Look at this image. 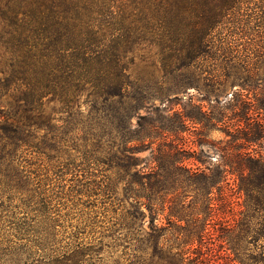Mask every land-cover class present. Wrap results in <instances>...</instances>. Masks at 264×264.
<instances>
[{
    "label": "trees",
    "instance_id": "obj_1",
    "mask_svg": "<svg viewBox=\"0 0 264 264\" xmlns=\"http://www.w3.org/2000/svg\"><path fill=\"white\" fill-rule=\"evenodd\" d=\"M138 59L146 71L134 76ZM189 88L209 113L166 104ZM188 121L204 130L221 122L230 136L208 171L174 158ZM263 141L264 0H0V264L37 253L45 264H106L104 238L141 231L144 207L150 232L130 264H253L246 252L264 222V153L254 146ZM147 149L149 166L132 171ZM115 167L124 199L108 174ZM230 175L242 202L229 219L220 202ZM171 191L194 193L188 214L168 213L185 221L175 247L156 224ZM98 199L130 201L123 222L107 217L116 207L97 211ZM219 242L230 250L222 262Z\"/></svg>",
    "mask_w": 264,
    "mask_h": 264
},
{
    "label": "rangeland",
    "instance_id": "obj_2",
    "mask_svg": "<svg viewBox=\"0 0 264 264\" xmlns=\"http://www.w3.org/2000/svg\"><path fill=\"white\" fill-rule=\"evenodd\" d=\"M146 64L144 62L141 61V59L136 60L135 64L132 65L131 67V71L134 74V76H139V75H143L144 72L146 71ZM236 88V87H235ZM192 94L193 96V104L195 103L197 105L194 106L192 105V103L190 102L189 96ZM173 97V96H172ZM201 96L198 94L197 90H195V88H189L188 92L185 94H179V97L174 100L173 102H166V104L168 106H171L172 111L177 110V111H183L185 110L187 113L190 114H203L204 112L202 111H206V113H209V111H211V105L208 103V101L203 100L201 101ZM160 101L157 100L156 104H159ZM202 107V109L200 108ZM202 111H201V110ZM171 111V113H172ZM141 114L146 115V111H141ZM156 113H154V116ZM172 115V114H171ZM153 116V114H152ZM159 116V115H158ZM63 117L61 116V120H59L56 124L57 126V130L59 132V135H62L65 131V127L66 125L63 122ZM145 121V120H143ZM137 120L134 119L133 123L136 124ZM168 123H175L178 122L176 120V118H172V119H168L167 121ZM193 123L188 121L186 123V127H185V131H182V137L183 139H180V146L182 147L181 150H185L179 154H176V156L174 157L175 159H179L182 160L181 165L185 168V169H200V170H205L208 171L207 168L208 167H213L216 166L218 163V159H219V148L220 147H224L225 145H229L228 141L230 140V136L227 135L226 133V127L224 125H222L221 122L216 123L215 121H213L207 128V130H204V128H202L201 124L195 125L196 127H193ZM191 130H195L196 134H199V136L204 139L205 141H207L206 144L200 146L196 143H193L192 140L195 139L190 133ZM160 141H158L155 145H154V151L156 152V145L159 143ZM188 144V145H186ZM254 148H256L258 151H261L264 153V141L261 143V146L256 145L254 146ZM231 151H235L234 148L230 147L229 148ZM196 151L197 156L201 157V160H197L196 158H189L188 154L186 152L190 151L193 152ZM151 154H152V150L147 149L145 151L136 153L134 156L138 157L140 159L139 164L135 167L132 168V171H136L139 170L141 168H145L144 170H146V167L149 166V162L151 159ZM151 165H153L151 163ZM106 168V167H105ZM110 170V171H109ZM108 171V174L111 175V179L113 182L116 183V190H117V194L119 196V198L124 199V179H121V177H119L120 175L123 176L124 172L123 171H119L118 169L115 168H110ZM120 174V175H118ZM119 177V178H118ZM126 178V177H125ZM227 183H229L228 185L225 183V188H224V194H223V198L225 197L226 199V203L225 202H220V204L222 205V210L225 209L226 212L225 214L220 213L221 216H224L226 218H231L232 213H237L238 211L241 209V202L242 200L238 198V194H236V191H234V177L233 176H228V179L226 181ZM198 184L195 183L193 184V188ZM215 194L217 193L216 190H214ZM189 195H187L186 198L182 199V198H177V192L176 191H171L169 193V195L167 196V200L169 201L168 203H166V209L164 211V213H160L159 215L156 216V224L158 226H164L165 230V242H167L168 245L170 246H177L179 239L182 237L183 235V229L182 226L185 225V221H179L176 217L173 216H168V213L170 212L171 208L173 210H183L184 213L190 212L192 210V207L194 205V193L190 192L188 193ZM217 196V195H216ZM101 199H98V204H97V211H103V209H105L106 205L110 206V204H104V206L100 203ZM216 202V201H214ZM122 204V202H120ZM116 207L117 212L113 213V212H109L107 214L108 218H111L114 222V220L116 219H124L123 217L124 214H126V209L127 207H131V203L130 201H126L124 204L122 205H116L115 203L112 204L110 207ZM169 206V208L167 209V207ZM200 206V205H199ZM126 207V208H125ZM160 208V206H159ZM144 211L146 212V217H144L143 220H141V225H138V227H141V231L138 232L133 230V231H128L129 238L128 239H124L125 237V233H127V231L123 232V234H125L123 236V234L119 235L118 232L115 231V238H111V237H105L104 238V243L107 244L104 248V253L102 254V257L105 258V262L106 264H130V262L132 260H136L138 259V257L140 256V253L136 250V246L138 245L136 239L142 235V234H146L148 232H150V216L148 214V210L146 207H144ZM230 211V212H228ZM99 218H102L103 220V216L100 215ZM227 219H222L219 223L221 225L224 226L225 222ZM63 221V220H62ZM171 221V222H170ZM123 222V220H122ZM70 222L64 220V225H68ZM140 224V222H139ZM120 227V226H119ZM118 228V227H117ZM100 229V228H99ZM98 229V230H99ZM254 229L258 232L257 236L255 238H252L250 240V244H249V250L246 252V257L248 258V260H251V263L253 264H264V222H262L261 224H258L257 226H254ZM101 231H103V229H100ZM105 236H109L111 235V233L109 232H104ZM101 233H97L96 236H100ZM119 236V237H116ZM130 242V244H128ZM66 243V241H64L62 244H56L55 246L57 248L59 247H63V245ZM225 245V247H223ZM109 246V247H108ZM216 253H217V260H219L220 262H222V258L226 257L228 254H230V250L226 249V243L222 242L217 245L216 247ZM150 252H152V250H150ZM40 253H37V255ZM36 254L32 257H30V259L25 263V264H45V262H42V260L40 259V261H35L33 258L37 256ZM254 260V261H253ZM257 261V263H256ZM103 261H100L99 258L95 257V259H93L91 261L90 264H102ZM234 264H239L238 262H235Z\"/></svg>",
    "mask_w": 264,
    "mask_h": 264
}]
</instances>
